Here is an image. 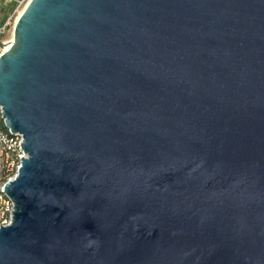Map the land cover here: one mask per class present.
I'll return each instance as SVG.
<instances>
[{
  "label": "water",
  "instance_id": "water-1",
  "mask_svg": "<svg viewBox=\"0 0 264 264\" xmlns=\"http://www.w3.org/2000/svg\"><path fill=\"white\" fill-rule=\"evenodd\" d=\"M0 106V264H264V0H29Z\"/></svg>",
  "mask_w": 264,
  "mask_h": 264
},
{
  "label": "built area",
  "instance_id": "built-area-1",
  "mask_svg": "<svg viewBox=\"0 0 264 264\" xmlns=\"http://www.w3.org/2000/svg\"><path fill=\"white\" fill-rule=\"evenodd\" d=\"M28 1L3 0L4 3H10L11 13L0 24V54L8 48L9 36L13 32L15 22L20 15L19 11L25 7ZM2 115L3 111L0 106V225H7L11 222L14 204L5 193L4 185L16 176L22 159L27 155L21 145L23 143L22 135L18 132H12L5 124V118Z\"/></svg>",
  "mask_w": 264,
  "mask_h": 264
},
{
  "label": "rangeland",
  "instance_id": "rangeland-1",
  "mask_svg": "<svg viewBox=\"0 0 264 264\" xmlns=\"http://www.w3.org/2000/svg\"><path fill=\"white\" fill-rule=\"evenodd\" d=\"M9 4L10 3H4L3 0H0V24L2 20L11 13Z\"/></svg>",
  "mask_w": 264,
  "mask_h": 264
},
{
  "label": "bare ground",
  "instance_id": "bare-ground-1",
  "mask_svg": "<svg viewBox=\"0 0 264 264\" xmlns=\"http://www.w3.org/2000/svg\"><path fill=\"white\" fill-rule=\"evenodd\" d=\"M22 10H23V9H21V10L19 11V14L21 13ZM12 37H13V32L10 33V36H9L10 40H9V41L12 40ZM7 46H8V45H7Z\"/></svg>",
  "mask_w": 264,
  "mask_h": 264
}]
</instances>
